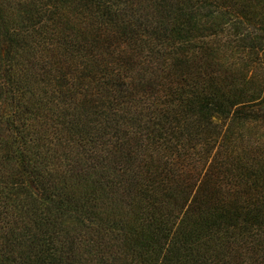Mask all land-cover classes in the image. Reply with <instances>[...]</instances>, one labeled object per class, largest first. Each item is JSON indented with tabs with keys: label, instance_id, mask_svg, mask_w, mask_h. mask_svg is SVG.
I'll list each match as a JSON object with an SVG mask.
<instances>
[{
	"label": "trees",
	"instance_id": "obj_1",
	"mask_svg": "<svg viewBox=\"0 0 264 264\" xmlns=\"http://www.w3.org/2000/svg\"><path fill=\"white\" fill-rule=\"evenodd\" d=\"M0 264H264V0H0Z\"/></svg>",
	"mask_w": 264,
	"mask_h": 264
}]
</instances>
